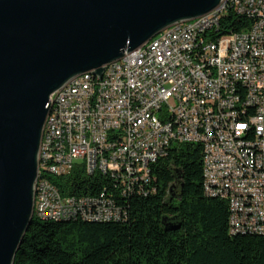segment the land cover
Listing matches in <instances>:
<instances>
[{"label": "built area", "instance_id": "1", "mask_svg": "<svg viewBox=\"0 0 264 264\" xmlns=\"http://www.w3.org/2000/svg\"><path fill=\"white\" fill-rule=\"evenodd\" d=\"M231 7L251 21L246 31L224 32L206 15L177 23L105 66L101 80L85 73L52 95L34 217L126 221L119 199L155 192L154 166L173 145L194 144L203 148L206 196L228 205L230 233L264 236V0ZM73 176L92 180L95 194L63 193Z\"/></svg>", "mask_w": 264, "mask_h": 264}, {"label": "water", "instance_id": "2", "mask_svg": "<svg viewBox=\"0 0 264 264\" xmlns=\"http://www.w3.org/2000/svg\"><path fill=\"white\" fill-rule=\"evenodd\" d=\"M222 1L0 0V264L32 225L52 95Z\"/></svg>", "mask_w": 264, "mask_h": 264}, {"label": "trees", "instance_id": "3", "mask_svg": "<svg viewBox=\"0 0 264 264\" xmlns=\"http://www.w3.org/2000/svg\"><path fill=\"white\" fill-rule=\"evenodd\" d=\"M221 22V29L232 33L251 25L231 9ZM83 180L73 176L62 192L94 195L92 180ZM151 183L155 192L148 196L130 193L119 199L126 221L34 217L14 264H264V236L232 235L227 203L206 196L201 145H173L154 166ZM114 189L123 190L122 182H114Z\"/></svg>", "mask_w": 264, "mask_h": 264}, {"label": "bare ground", "instance_id": "4", "mask_svg": "<svg viewBox=\"0 0 264 264\" xmlns=\"http://www.w3.org/2000/svg\"><path fill=\"white\" fill-rule=\"evenodd\" d=\"M235 0H223L221 3V7H218L216 10L211 12L210 14L206 15V23H219L222 20L221 10H223V14L228 10L231 9L234 11ZM153 40H160V34H158ZM120 66V60L111 63V67H118ZM86 79H93V80H101V76H96L92 72L86 73ZM46 124H53V113H49ZM48 145V134H43V139L41 143V148H47ZM109 175V170H101V175ZM123 184V182H122ZM34 211H39V202H34ZM254 232H237V234H246Z\"/></svg>", "mask_w": 264, "mask_h": 264}]
</instances>
